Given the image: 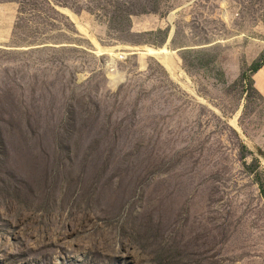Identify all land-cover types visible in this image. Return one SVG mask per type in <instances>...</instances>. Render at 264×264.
Returning <instances> with one entry per match:
<instances>
[{"label":"rangeland","instance_id":"374dc122","mask_svg":"<svg viewBox=\"0 0 264 264\" xmlns=\"http://www.w3.org/2000/svg\"><path fill=\"white\" fill-rule=\"evenodd\" d=\"M263 58L264 0H0V264H264Z\"/></svg>","mask_w":264,"mask_h":264},{"label":"bare ground","instance_id":"6f19581e","mask_svg":"<svg viewBox=\"0 0 264 264\" xmlns=\"http://www.w3.org/2000/svg\"><path fill=\"white\" fill-rule=\"evenodd\" d=\"M64 11L70 14V16L77 22V20L75 19V16L72 13H70L66 9H64ZM91 38H92L91 40L93 41L95 48L97 49L96 52L101 53V54L108 52L111 57L118 56V55L120 56L122 53L121 51L127 50L129 48V46H126V45L124 46L120 45L118 47H102L93 37ZM140 49H142L143 52H145L146 54L150 56H155L156 58H158L160 62L169 70V72H173L172 64L170 60L171 52L167 49L165 45L161 47H150V46L142 45Z\"/></svg>","mask_w":264,"mask_h":264},{"label":"trees","instance_id":"16d2710c","mask_svg":"<svg viewBox=\"0 0 264 264\" xmlns=\"http://www.w3.org/2000/svg\"><path fill=\"white\" fill-rule=\"evenodd\" d=\"M264 63V58L261 59L260 61L256 62L254 65H253V68H252V71L256 72L260 67L261 65Z\"/></svg>","mask_w":264,"mask_h":264},{"label":"crops","instance_id":"0c3cea01","mask_svg":"<svg viewBox=\"0 0 264 264\" xmlns=\"http://www.w3.org/2000/svg\"><path fill=\"white\" fill-rule=\"evenodd\" d=\"M257 72H259V74L264 73V63L261 65V67L257 70Z\"/></svg>","mask_w":264,"mask_h":264}]
</instances>
